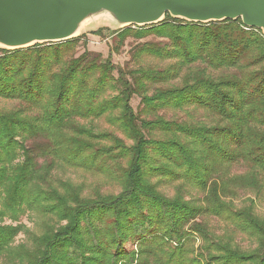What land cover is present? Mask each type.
<instances>
[{"label": "trees", "instance_id": "obj_1", "mask_svg": "<svg viewBox=\"0 0 264 264\" xmlns=\"http://www.w3.org/2000/svg\"><path fill=\"white\" fill-rule=\"evenodd\" d=\"M113 33L107 56L84 32L0 48V264H264L261 30L166 14ZM127 36L154 38L134 66L110 56ZM24 213L37 230L12 224Z\"/></svg>", "mask_w": 264, "mask_h": 264}, {"label": "water", "instance_id": "obj_2", "mask_svg": "<svg viewBox=\"0 0 264 264\" xmlns=\"http://www.w3.org/2000/svg\"><path fill=\"white\" fill-rule=\"evenodd\" d=\"M166 14L194 23L239 18L264 35V0H0V48L70 40L98 19L123 28L157 24Z\"/></svg>", "mask_w": 264, "mask_h": 264}, {"label": "rangeland", "instance_id": "obj_3", "mask_svg": "<svg viewBox=\"0 0 264 264\" xmlns=\"http://www.w3.org/2000/svg\"><path fill=\"white\" fill-rule=\"evenodd\" d=\"M99 27H102L101 34L96 35L94 33L89 32L90 30L97 29ZM116 29H123V28H117L114 25H112L110 22H108L105 19H98L95 22L85 25L81 33L84 32V36L81 38V40L86 37L88 39L87 47L88 49L99 52L103 56H107L109 53V48L110 46H115L118 44L117 38L114 32ZM149 39H154L153 37H145L143 39H136L132 36H127L125 40L123 41V44H119L118 51L117 52H112L110 54L111 59L118 65L120 66H134V63L129 60L130 55H129V48L133 45H135L138 42H143ZM111 50H114L111 48ZM131 105L133 106L134 109H137L139 106V98L137 96H133L131 99ZM64 176L66 178H69L72 182L81 184L83 183L85 191L86 192H93L95 190H102V191H110V190H115L114 186L112 185L113 183L110 182L108 179H104L103 176L101 175H96V174H90V173H84L80 170H66L64 173ZM247 196L253 197L252 194H247L243 196V199ZM243 199L236 200V203L242 204ZM256 212L264 217V194L259 198L258 200L256 199ZM31 216H28V213H24L19 217L18 222H13L12 224L15 223H21L24 224L25 227H28L31 230H37V228L34 226L33 220L31 219ZM5 222H10L6 220ZM210 224L214 225L216 228L215 230L217 233L224 232L222 229L223 223L222 221H216L215 219L210 220ZM26 238V234L21 231L20 233L17 234L15 237V243L24 240ZM242 247H250L252 245L251 240H239Z\"/></svg>", "mask_w": 264, "mask_h": 264}]
</instances>
